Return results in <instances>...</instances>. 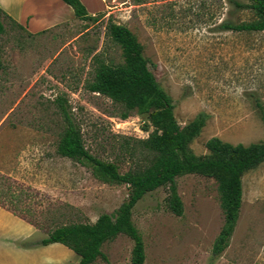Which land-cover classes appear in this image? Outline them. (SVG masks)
Listing matches in <instances>:
<instances>
[{
  "label": "rangeland",
  "instance_id": "rangeland-1",
  "mask_svg": "<svg viewBox=\"0 0 264 264\" xmlns=\"http://www.w3.org/2000/svg\"><path fill=\"white\" fill-rule=\"evenodd\" d=\"M104 1L96 22H71L38 35L3 19L0 202L40 227L37 236L17 243L20 248L47 238L60 224H94L102 214L115 215L129 197L128 186L103 183L90 168L57 155L64 124L58 98L96 157L127 172L147 156L138 152L131 159L123 147L149 137L154 128L146 127L147 118L134 113L123 120L119 105L87 88L100 62H123L121 48L108 36L110 22L129 28L143 45L184 132L199 114L208 116L191 144L196 155L208 154L206 143L214 137L234 145L264 142L256 105L264 106V33L220 28L225 19L249 21V12L234 13L227 0ZM177 188L182 216L169 208L168 187L148 193L133 209L145 264H264V163L243 177L240 218L221 256L213 254L225 222L216 181L184 175ZM133 248L122 234L103 245L106 259L95 264H132Z\"/></svg>",
  "mask_w": 264,
  "mask_h": 264
},
{
  "label": "trees",
  "instance_id": "trees-1",
  "mask_svg": "<svg viewBox=\"0 0 264 264\" xmlns=\"http://www.w3.org/2000/svg\"><path fill=\"white\" fill-rule=\"evenodd\" d=\"M62 1L73 9L78 19L91 22L98 20V16L88 13L81 0ZM227 3L233 6L234 13L249 12L251 19L241 22L225 19L220 24L222 30L264 33V0H227ZM4 17L24 29L0 8V37L6 33ZM108 36L121 48L123 62H100L87 88L119 105L122 108L121 119L126 120L134 113L147 118L146 127L154 128L149 137L123 146L124 153L131 159L138 152L142 155L147 153V156L143 163L127 172H121L115 162L96 157L86 148L81 128L76 124L66 101L58 98L64 124L56 144L57 155L90 168L94 177L103 183L128 186L129 197L117 214H102L94 224H60L49 231L47 238L33 246L59 243L80 257L79 264H95L100 257L106 259L102 253L103 245L123 234L134 242L132 264H145V243L133 222V209L148 193L168 187L169 208L175 215L182 216L184 205L178 194L177 178L197 174L213 178L218 185L225 222L214 242L213 254L221 256L229 247L240 218L243 177L264 163V142L234 145L214 137L206 143L208 154L196 155L191 144L200 136L208 116L199 114L184 132L176 120L172 99L151 71L150 62L144 56V47L136 35L126 26L110 22ZM256 105L264 124V106L258 101ZM3 194L9 196L8 193ZM0 207L40 229L38 224L23 218L16 210L1 202Z\"/></svg>",
  "mask_w": 264,
  "mask_h": 264
},
{
  "label": "crops",
  "instance_id": "crops-1",
  "mask_svg": "<svg viewBox=\"0 0 264 264\" xmlns=\"http://www.w3.org/2000/svg\"><path fill=\"white\" fill-rule=\"evenodd\" d=\"M81 2L91 16L101 14L106 8L104 0ZM0 8L32 35L82 21L62 0H0ZM18 220L0 207V264H79L80 257L59 243L20 248L17 243L37 236L38 229Z\"/></svg>",
  "mask_w": 264,
  "mask_h": 264
}]
</instances>
